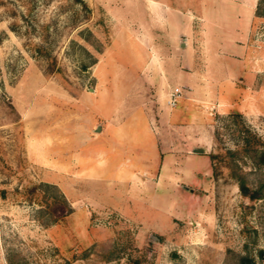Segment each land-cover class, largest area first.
Returning <instances> with one entry per match:
<instances>
[{
	"label": "rangeland",
	"instance_id": "1",
	"mask_svg": "<svg viewBox=\"0 0 264 264\" xmlns=\"http://www.w3.org/2000/svg\"><path fill=\"white\" fill-rule=\"evenodd\" d=\"M262 153L264 0H0V264H264Z\"/></svg>",
	"mask_w": 264,
	"mask_h": 264
},
{
	"label": "trees",
	"instance_id": "2",
	"mask_svg": "<svg viewBox=\"0 0 264 264\" xmlns=\"http://www.w3.org/2000/svg\"><path fill=\"white\" fill-rule=\"evenodd\" d=\"M258 8H256V12L258 13ZM262 160L264 161V153L261 155ZM238 187L241 193L245 196H247L249 199H256L259 197V192L258 190L250 189L242 179H239L238 181ZM54 188L53 184L47 183V182H39L37 184H33L29 187H25L22 191L23 195L25 197H28V195H32L35 190L41 191L45 193L47 190ZM6 192L7 189L4 187L0 188V197L4 198L6 197ZM59 195H47L45 198H43V195L41 198H37L35 196V201L39 203L41 208L39 210L41 212H45L47 217H49V222H54L62 218L63 215H65L69 211V207L67 205V202L65 199L62 197L59 199L57 197ZM57 202V203H56ZM250 262L246 259V257H241L240 258V264H249Z\"/></svg>",
	"mask_w": 264,
	"mask_h": 264
},
{
	"label": "built area",
	"instance_id": "3",
	"mask_svg": "<svg viewBox=\"0 0 264 264\" xmlns=\"http://www.w3.org/2000/svg\"><path fill=\"white\" fill-rule=\"evenodd\" d=\"M179 95H180V90L177 86H174L173 88L169 89L166 94V103L169 106H174Z\"/></svg>",
	"mask_w": 264,
	"mask_h": 264
}]
</instances>
